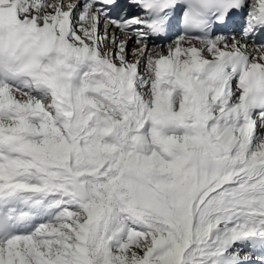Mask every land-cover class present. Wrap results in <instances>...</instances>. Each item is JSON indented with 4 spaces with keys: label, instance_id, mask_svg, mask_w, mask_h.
Masks as SVG:
<instances>
[{
    "label": "snow or ice",
    "instance_id": "obj_1",
    "mask_svg": "<svg viewBox=\"0 0 264 264\" xmlns=\"http://www.w3.org/2000/svg\"><path fill=\"white\" fill-rule=\"evenodd\" d=\"M0 264H264V0H0Z\"/></svg>",
    "mask_w": 264,
    "mask_h": 264
},
{
    "label": "rangeland",
    "instance_id": "obj_2",
    "mask_svg": "<svg viewBox=\"0 0 264 264\" xmlns=\"http://www.w3.org/2000/svg\"><path fill=\"white\" fill-rule=\"evenodd\" d=\"M135 47H133L132 43H130V46H129V55H131V49H133Z\"/></svg>",
    "mask_w": 264,
    "mask_h": 264
},
{
    "label": "bare ground",
    "instance_id": "obj_3",
    "mask_svg": "<svg viewBox=\"0 0 264 264\" xmlns=\"http://www.w3.org/2000/svg\"><path fill=\"white\" fill-rule=\"evenodd\" d=\"M136 46H137V45H136ZM149 47L152 48V45L150 44Z\"/></svg>",
    "mask_w": 264,
    "mask_h": 264
}]
</instances>
